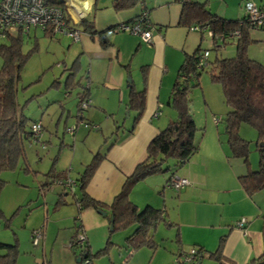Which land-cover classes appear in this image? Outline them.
I'll list each match as a JSON object with an SVG mask.
<instances>
[{
	"label": "crops",
	"instance_id": "crops-1",
	"mask_svg": "<svg viewBox=\"0 0 264 264\" xmlns=\"http://www.w3.org/2000/svg\"><path fill=\"white\" fill-rule=\"evenodd\" d=\"M115 1L68 0L73 5L70 6V14L78 20L71 9H86L85 18L93 22L96 31L104 32L102 37L98 33L92 36L80 28H77L81 31L77 42L64 35L50 37L57 40L54 42L56 47L64 49L66 45L67 53L73 52L71 67L67 69L71 71L66 81L67 93H76L79 103L80 94L85 89L92 101L85 110L86 114H77L83 118L77 117L76 124L70 127L65 124V131L78 126L72 135L74 145L85 141L90 146L81 164L102 150L110 137H115L86 188L88 195L107 205L121 191L136 165L147 158L150 141L178 117L176 110L169 105L171 90L185 56L192 52L186 27L178 25L182 12L180 0H140L134 7L121 11L114 8ZM144 10L149 12L154 26L153 43L149 46L139 36L115 30L120 23L132 22ZM65 39L73 44L69 45ZM129 84L136 91L145 92V108L137 123L136 112L128 106ZM156 112H160L157 117L154 115ZM216 117L213 114L211 119L206 118L212 123L211 134L202 139L198 152L186 164L188 166L177 172L180 177L187 178L190 185L178 191L174 189L177 195L169 201L168 208L162 206V209L178 225L181 240L179 253L189 245L198 246L205 250L200 264H223L209 258V253L215 251L220 238L226 236L223 257L233 264H248L264 253V196H260L261 192L250 196L242 188L238 180V176L242 175L241 169L231 165L229 154L218 142L221 123L216 122ZM81 121L97 125L103 142L98 133L86 137L87 130L79 128ZM97 145L99 147L95 152ZM88 163L83 165V170ZM72 170L73 166L59 176L72 178L69 173ZM168 178L165 174H157L140 181L132 189V201L141 209L147 203L161 208L162 198L166 197L169 189L172 190L167 185ZM62 191L59 199L63 203L57 206L75 207L74 212H69L76 219L73 235L77 231L76 225H81L92 252L102 249L110 235L107 218L95 210L79 213L73 194L64 187ZM68 195H71L70 200L64 198ZM241 218L246 219L245 231L237 227ZM155 252L149 264L162 257L164 262L171 264L170 254L161 250Z\"/></svg>",
	"mask_w": 264,
	"mask_h": 264
},
{
	"label": "rangeland",
	"instance_id": "rangeland-1",
	"mask_svg": "<svg viewBox=\"0 0 264 264\" xmlns=\"http://www.w3.org/2000/svg\"><path fill=\"white\" fill-rule=\"evenodd\" d=\"M195 1L205 5L211 14L228 20L243 17L245 3L254 2L258 5L261 3V0ZM186 32L191 38V54L201 45L202 51H209V65L216 62L217 58L234 57L237 39L241 37V30L238 29L230 33L226 42L220 40L218 42L220 47L217 49V44H214L207 31L191 32L186 27ZM21 38L23 52L26 55L29 53L30 56L23 65L17 82V102L28 128L34 122H42L44 128L41 142L44 147L40 143L25 141L24 156L19 159L17 166L12 170L0 171V243L17 244L16 264H79L81 248L73 250L70 245L76 219L73 214H70V217L69 212H74L75 207L74 205L57 206L63 187L54 182L55 178L61 177L59 175L64 170H71L72 166L74 170L68 172L72 179H76L83 170V165L91 161L90 157L87 162L81 164L83 156L89 151V144L82 141L74 145L73 136L65 131L66 123L69 127L77 123L79 113L76 93L71 91L72 94L69 95L66 88V81L71 73L67 69L71 67L73 60L70 58L73 52L68 54L66 45L64 49L56 47L54 42L57 40H51L41 28H32L30 35L24 34ZM65 40L69 42V45L73 44L71 40ZM249 41L247 51L249 58L264 64V29L251 28ZM3 44L8 45L9 39L0 35V46ZM3 63L0 54V69ZM190 84L192 86L191 110L200 128L196 134L200 146L202 139L211 134L210 124L212 123L206 118L211 119V115L214 114L223 120L219 126L218 142L224 147L226 154H229L230 148L226 134V116L229 107L221 84L213 82L209 67L202 72L199 85L195 86V80H191ZM86 113L82 111V114ZM111 122L113 123V120ZM79 128L87 130L86 137L91 136V133H98L101 143L103 142L104 138L99 130L88 132L89 129L82 125H79ZM238 134L248 144V156L246 159L231 157V165L236 169L240 168V173L246 175L259 170L262 159L264 161V152L259 150L258 132L253 126L242 123ZM114 139L115 137H110L107 143L103 144L102 151H105ZM98 147L97 145L95 152ZM185 165L177 172L180 173L188 166ZM171 172L172 170H168L164 174L169 177ZM76 192H80L79 188ZM175 195L177 191L169 189L166 197L162 198L160 209L162 206L168 208L169 201L174 199ZM260 196H264V190L261 191ZM64 198L70 200L71 195ZM147 204L143 205L142 209ZM165 214L169 224L165 225L164 222L158 224L157 229L153 231V241L158 245L157 252L161 250L166 252L164 254H170V263L179 264L178 256L195 247L189 245L181 249L179 253V245L176 242L177 228L170 225L176 222L168 217V213ZM134 229L135 227H129L109 235L113 242L109 253L94 259L93 264H149L155 251L147 247L139 249L135 252V256L133 255L130 260L127 259L130 251L127 248L126 238ZM39 230L44 231V234L46 231L47 237L45 235L38 244H34L33 232ZM2 253L4 251L0 250V254ZM164 261V257L159 260L157 258L154 264H169L168 261Z\"/></svg>",
	"mask_w": 264,
	"mask_h": 264
},
{
	"label": "trees",
	"instance_id": "trees-1",
	"mask_svg": "<svg viewBox=\"0 0 264 264\" xmlns=\"http://www.w3.org/2000/svg\"><path fill=\"white\" fill-rule=\"evenodd\" d=\"M138 2L140 0H116L114 8L117 11L130 9ZM180 2L182 3V12L178 22L179 26L190 29V27L198 25L201 28L200 31H203L204 27H208L215 34H223L225 36L224 42L227 41L230 33L240 29L241 37L237 39L235 56L232 58H217L216 62L210 65L208 60L206 65L201 68H198V62L203 53L201 45L192 54L185 56L176 82L172 87V96L169 102V105L176 110L178 117L160 130L150 141L147 148V158L136 165L134 171L126 178L121 191L115 196L110 205L92 198L86 192L90 179L96 172L100 162L106 157L108 149L106 151L100 150L93 154L91 161L75 180L78 183L80 192L74 193L73 199L79 213L85 210L106 212L104 217L109 221L110 235L129 227H135L134 231L126 238L127 248L130 251L128 260L139 249L147 247L154 251L157 250L158 245L153 241V231L157 229L160 222H164L165 225L169 224L165 218V213H167L165 209L151 205H147L144 209H139L130 198L132 189L136 184L148 177L164 174L168 170H172L167 180L168 185L171 178L177 175V171L187 164L199 150L200 144L196 134L200 128L197 126L191 110L192 100L190 96L192 86L190 82L195 80V86L199 85L201 74L206 67L210 68L213 82L221 84L225 101L229 107L226 116L227 144L230 148L229 157L246 159L248 156V144L238 134L242 123L253 126L258 132L260 144L264 142V64L249 58L247 52L250 44L249 30L253 27L247 24L245 14L236 20H228L211 14L205 5L195 0H180ZM48 3L64 7L63 1L48 0ZM256 5L259 9H264V0H261V3ZM75 27L90 33L92 36L98 33L102 37L104 34V32L96 31L93 22L87 18L75 24ZM260 29H264V27ZM44 33L49 37H53L49 29L44 30ZM4 36L8 37L9 44L0 46V54L4 62L2 69H0V171L3 169H14L19 159L24 156L25 141L35 142L17 102V82L20 79L21 69L30 54L26 55L23 52L22 36ZM214 44H217V49L220 47L216 41H214ZM81 94L78 103L79 113L80 104L85 98H88L87 90L84 89ZM128 106L130 110L136 112L135 123H137L145 108V92L143 90L136 91L132 84H129ZM77 117L83 118L82 115ZM216 118V120H219V122L216 121L217 123L223 122L218 116ZM115 134L116 132L113 135ZM260 144L259 150L263 153L264 147H260ZM66 177L58 178L64 179ZM238 180L242 188L250 196L263 191V159L259 170L240 175ZM62 203L61 199L57 201V205ZM170 225L177 228L176 242L179 244L181 240L178 225L175 223ZM76 226L77 231L73 235L70 245L73 250L78 247L81 248L79 264L84 262L93 264L94 259L109 253L110 247L113 245L110 238L102 249L94 253L87 242L82 246L74 244L73 240L82 227L78 224ZM225 241L226 236H222L217 249L209 253V258L223 264H233L222 255ZM195 248L198 252L197 262L200 263L205 250L201 247L198 248V246ZM0 250L4 251V253L0 254V264H16L18 255L17 244L0 243ZM261 261L264 262V253L258 259L251 260L248 264H256ZM179 264H182L181 261H179Z\"/></svg>",
	"mask_w": 264,
	"mask_h": 264
},
{
	"label": "built area",
	"instance_id": "built-area-1",
	"mask_svg": "<svg viewBox=\"0 0 264 264\" xmlns=\"http://www.w3.org/2000/svg\"><path fill=\"white\" fill-rule=\"evenodd\" d=\"M63 1L64 7L54 3H48V0H0V35H8L18 37L24 34L29 35L32 28H41L43 30L49 29L52 36L64 35L70 37L73 41L77 42L80 40L81 31L75 27L79 21L85 18L86 9L81 7V11L77 10L78 20L70 14V6L68 0ZM73 7V5L71 6ZM245 16L247 24L253 28L264 27V9H259L256 3L247 2L245 3ZM69 17V18H68ZM198 25L190 27V31H200ZM115 30L127 32L128 34L139 36L142 42L149 46L153 43V31L154 26L150 22L149 12L147 10L142 13L129 23H120L116 26ZM204 31H207L209 37L217 43L225 40L223 34H215L209 30L208 27H204ZM236 35V34H235ZM233 36V35H232ZM229 38V37H228ZM209 51H203L198 62V68L206 65L209 57ZM92 101L90 98H85L80 104V112L85 111ZM156 117L160 115V112L154 114ZM219 122V120H216ZM81 124L90 130H98V126L91 124L87 121H81ZM78 126L67 128V132L74 135ZM34 141L36 143L41 142L43 125L42 122H34L30 126ZM44 147V145H43ZM55 183L64 187L71 193H74L77 188V182L70 177L56 178ZM190 181L187 178L173 176L168 184L170 188L180 190L185 186H188ZM246 224V219L241 218L237 222V227L242 231ZM245 231V230H244ZM40 239H44V232L42 230L33 232V243L38 244ZM87 242V236L84 233L82 227L79 229L76 238L73 240L74 244L82 246ZM198 258V252L196 248L191 249L187 253L178 256V262L181 263H195Z\"/></svg>",
	"mask_w": 264,
	"mask_h": 264
},
{
	"label": "water",
	"instance_id": "water-1",
	"mask_svg": "<svg viewBox=\"0 0 264 264\" xmlns=\"http://www.w3.org/2000/svg\"><path fill=\"white\" fill-rule=\"evenodd\" d=\"M260 147H264V142L260 144ZM98 213L101 214V215H103V216L106 215V212L101 211V210H99ZM111 220H113V219H111ZM78 261H80V257H79ZM196 264H200V263L197 262ZM256 264H264V262L261 261V262H257Z\"/></svg>",
	"mask_w": 264,
	"mask_h": 264
},
{
	"label": "clouds",
	"instance_id": "clouds-1",
	"mask_svg": "<svg viewBox=\"0 0 264 264\" xmlns=\"http://www.w3.org/2000/svg\"><path fill=\"white\" fill-rule=\"evenodd\" d=\"M84 19H85V18H84ZM82 20H83V19H82ZM82 20H81V21H82ZM79 22H80V21H79ZM79 22H78V23H79ZM88 98H89V97H88ZM73 180H74V179H73ZM76 182H77V181H76ZM77 186H78V183H77ZM67 191H68V190H67ZM68 192H69V191H68ZM75 192H76V190H75ZM75 192H74V193H75ZM69 193H71V192H69ZM74 193H72V194H74ZM195 263H197V261H196Z\"/></svg>",
	"mask_w": 264,
	"mask_h": 264
},
{
	"label": "bare ground",
	"instance_id": "bare-ground-1",
	"mask_svg": "<svg viewBox=\"0 0 264 264\" xmlns=\"http://www.w3.org/2000/svg\"><path fill=\"white\" fill-rule=\"evenodd\" d=\"M87 6V5H86ZM78 7V6H77ZM71 10H73V11H75V14L77 15V10H79L78 8H77V10L76 9H71ZM78 16V15H77Z\"/></svg>",
	"mask_w": 264,
	"mask_h": 264
}]
</instances>
